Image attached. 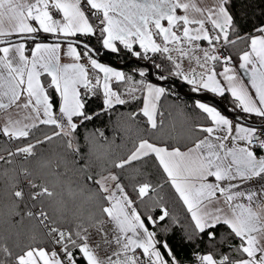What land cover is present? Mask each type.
I'll return each mask as SVG.
<instances>
[{
  "label": "snow or ice",
  "instance_id": "obj_1",
  "mask_svg": "<svg viewBox=\"0 0 264 264\" xmlns=\"http://www.w3.org/2000/svg\"><path fill=\"white\" fill-rule=\"evenodd\" d=\"M242 29V18L233 12L231 0H214V6L208 8L198 6L195 0H0V38H4L0 43L6 44L0 47V109H30L25 119L32 120L21 126L20 120L9 119L0 128V135L24 140L32 129L50 126L51 135L37 144L63 139L72 163L79 164L87 182L81 188L82 203L75 211L63 205L52 208L50 215L42 198L54 199L56 193L28 179L27 187L38 189L29 198L40 201L41 207L33 212V203L25 215L35 218L44 230L43 236L32 235L31 242L19 253L14 254L7 246L0 247V253L14 258L12 264H180L156 230H171L166 218L178 223L167 208L157 202L158 216L143 215L120 175L103 166L90 171L89 164L81 163L84 157L77 137L86 122L109 114L116 105L139 100L142 107L138 113H129L130 119L141 115L146 118L145 130L159 131L163 120L157 117L163 113L158 103L167 92L147 82L148 65L134 70L141 78L135 80L99 62L94 56L100 49L91 40L95 36L102 49L116 56L151 61L158 79L166 80L168 77L161 74L164 64L157 63V58H162L177 69L175 75L193 86V92L204 89L219 96L230 93L233 112L239 109L264 119V19L246 34ZM43 34H55L57 42H42ZM12 36L20 42L8 39ZM202 42L208 47L203 48ZM239 42L246 43V50L239 55V68L250 73V88L229 66L232 56L222 51ZM62 57L71 62H62ZM185 57L203 71L183 74L179 60ZM218 64L222 71H217ZM45 75L49 81H42ZM112 82L131 83V87L118 92ZM56 93L58 106L53 98ZM89 94L101 99L98 112L86 111ZM125 95L129 99L123 98ZM194 107L205 114L208 125H196L189 134H177L162 142L140 138L127 158L113 162L112 167L124 169L134 161H152L161 171L163 183L155 187L143 183L133 192L143 203L150 191L163 189L165 184L174 189L191 220L192 232H185L182 239L191 243L206 236L215 242L217 229L223 227L226 234L220 237V244L238 241L229 244L230 253L235 255L222 253L217 257L211 251L197 254L198 264H264V155L256 151H264V138H258L256 128L233 124L235 117L229 118L207 102L197 100ZM84 140L91 155L107 145V137L99 129ZM241 141L243 144L237 146ZM34 148V144H27L9 156L24 154L27 158L35 155ZM29 175L25 169V178ZM11 196L18 207L26 193L21 188ZM10 215L20 217L18 224L23 222L20 212L11 211ZM92 228L107 246L103 258L98 254L100 245L90 243ZM108 249L111 254H107ZM0 264H9V260H0Z\"/></svg>",
  "mask_w": 264,
  "mask_h": 264
},
{
  "label": "trees",
  "instance_id": "obj_2",
  "mask_svg": "<svg viewBox=\"0 0 264 264\" xmlns=\"http://www.w3.org/2000/svg\"><path fill=\"white\" fill-rule=\"evenodd\" d=\"M231 4L233 12L242 18V34L252 31L253 26L264 19V16H261V13L264 12V0H231ZM249 19L251 23L248 22ZM91 43L100 49L99 55L102 59L121 67L129 73H134L137 78L139 75L134 70L148 65L150 71L147 80L158 82L167 92L158 103V109L163 113L162 116L157 117L158 121L163 120V128L159 131L145 130L144 120L146 118L141 115H138L136 120L130 119L129 113H138L139 108L142 107L139 100L126 105H116L109 114L101 115L98 119L86 122L84 126L79 128L77 137V143L82 149L81 155L84 157L81 163L89 164L90 171H99L100 167L103 166L120 175L126 191L136 199L138 210L143 215L158 216L160 208L157 206V202L167 208L170 215L178 223L173 224L171 220L166 218L171 230L168 233H164L161 229L156 230L159 237L167 240L180 264H193L194 254H206L210 251L217 257L222 253L235 255V253H230L229 244L235 245L238 241L219 243L220 237L226 234L223 227L217 229L215 242L209 241L206 236L202 237L200 241L191 243L186 239H182L185 232L189 234L192 232L190 216L187 214L182 202L178 200V194L168 184H165L163 189L157 188L155 192L150 191L149 195L143 198V203L140 202L133 192L134 187H138L143 183H149L155 187L158 183H163L161 171L153 165L151 160L148 163L134 161L124 169L113 168L112 163L126 159L140 138L162 142L177 134L187 135L196 125H208L209 122L205 119V114L194 107L197 100L213 104L218 108L220 107L217 105V101H220L226 107L225 111L221 108L220 110L230 117L238 115L254 123H261L262 119L242 113L239 109L233 112L231 109L233 108L234 98L229 93L216 97L204 91L193 92L191 85L174 74L177 69L167 61H163L162 58L158 57L157 63L164 64V71L161 74L168 77L166 80L158 79V70L152 67L149 60H138L130 56L120 57L111 54L108 50L101 48L95 36L92 37ZM203 43L207 44L206 42L201 44ZM227 49L232 59L237 60L239 55L246 50V43L239 42L234 46L227 47ZM169 69H171V72H169ZM91 76H93V71H91ZM127 87L128 85L124 87L125 90ZM83 91L82 87L81 92ZM137 95L140 94L137 93ZM53 98L58 106L60 102L59 94H54ZM125 99H129V97L126 96ZM100 106L101 99L89 94L86 111L89 114L98 112ZM97 129L104 132L107 137V145L105 149H100L95 155H91L88 152V143L84 140V137L89 133L96 132ZM51 132L50 126L40 125L38 128L32 129L30 137L24 140H9L7 137L0 135V157L4 158L0 159V247L7 246L14 254L19 253L22 248L31 242L30 237L32 235L35 234L38 238H42L44 232L35 218H29L25 215L33 203L36 204V207L31 208L34 212L41 207L40 201L33 202L29 198L30 193L38 191V189L28 188V179L36 184L46 186L50 191L56 193L54 199L42 198L43 207L50 215H53L52 208L54 207L67 205L69 209L75 211L82 203L81 188L87 182L83 179L79 164L72 163L73 157L64 140L55 138L50 142L37 144L38 140H44L45 135H51ZM192 139H195V136ZM27 144L35 145L33 149L35 155L27 158L24 154L9 156L10 152L15 153L18 147ZM12 146H14L13 149ZM97 156L100 159H97ZM8 161H11V163ZM25 169L30 173L27 179L24 176ZM21 188L24 189L26 196L24 201L18 202L17 207L13 204L16 198L11 196V193ZM160 197H163V199L160 200ZM85 207L91 208V205H85ZM11 211L20 212L21 216L24 217L23 222L18 224L17 221L20 217L10 215ZM93 229H90V231ZM4 259H8L9 264H12L14 258H7L3 253H0V260ZM80 264H84V262L80 261Z\"/></svg>",
  "mask_w": 264,
  "mask_h": 264
},
{
  "label": "crops",
  "instance_id": "obj_3",
  "mask_svg": "<svg viewBox=\"0 0 264 264\" xmlns=\"http://www.w3.org/2000/svg\"><path fill=\"white\" fill-rule=\"evenodd\" d=\"M195 2L198 4V6H200L202 8H208V7H213L214 6V0H195ZM57 18H59V17H57ZM162 23H164L165 26H166V21H162ZM49 36L56 37L55 34H43L44 39H42V42L49 43V44L57 42V41H49V40L45 39V37H49ZM0 39H4V38H0ZM8 39L14 40L13 41L14 43L20 42L15 36L9 37ZM157 42L159 43L160 41L157 40ZM4 46H6V44L0 45V47H4ZM201 46L203 48H207L208 47V45L207 44H204V43L201 44ZM66 50H67V43L65 42V44H64V51H66ZM149 54H151V53H149ZM172 55L175 58V57H177L178 54L176 52H173ZM197 55H200L202 57V53H197ZM94 58H96V57L94 56ZM98 61L101 62V63H104L107 66L114 67L118 71H123V72H125L128 75H132L135 78V80L141 79L140 77H138V78L135 77V74L134 73H129V72L125 71L124 69H122L121 67H118V66L114 65L113 63H110L108 61H102V60H98ZM62 62H71V60L68 57H62ZM179 63L181 64L180 71L183 74H185V75L191 74V72L193 70H195V72H197V73H200V72L203 71V69L199 68L195 64L194 61H190L187 57L179 60ZM239 63H240L239 59L233 60V65L231 67L234 68L235 73L238 75V77L243 82H245L248 85V87L250 88L251 87L250 86V73L248 71H246V70L240 69L239 68ZM88 69H89V74H90V78H91L92 77L91 76L92 69H91V66L90 65L88 66ZM222 70H223L222 67H219V65H217V71L219 72V71H222ZM99 75H100L101 84H102V82H103V74L100 73ZM180 77H181L182 81L186 82L182 78V76H180ZM217 78L220 79L222 81V83H225L226 84V82L223 81V78L222 77H217ZM41 79H42V81L46 82V80L47 81L50 80V77H47L45 75V76H42ZM94 82H95V80H94ZM147 82H151L153 84H157L158 86H162L158 82H155V81H152V80H147ZM115 84H118V85H115ZM112 86L118 92H122V93L125 92V88L123 86V83L112 82ZM128 87H131V83L128 84ZM81 88H82V86H81ZM201 91H204V92H207V93H209L211 95H214L216 97H219V95L214 94V93H212V92H210L208 90L202 89ZM252 91L254 92V90H252ZM125 97H126V95L123 98H125ZM202 102H204V101H202ZM210 105L216 107L213 104H210ZM217 109L219 111H221L220 108L217 107ZM29 114H30V109H18V108H15V107L9 108L7 111L0 109V128H2L8 122L9 119H12V120H20L21 121V126L23 124H31L32 123V120L25 119V117L28 116ZM222 114L226 115L224 112H222ZM248 115L255 116L254 114H248ZM226 116H228V115H226ZM228 117L229 118H233V117H230V116H228ZM255 117H257L259 119H262V118H260L258 116H255ZM237 122L240 123V125L243 126V127H253V128H256V129L259 128V127L253 126L251 124L242 123L240 121H237V120L233 119V124H235ZM261 123H264V119H262ZM233 134H235V133H233ZM229 143H231V140L229 141ZM242 144H243V142L241 141V142L238 143L237 146H241ZM256 151H257V155H264V151H261L259 149H257ZM96 234L93 235V238L90 241V243H92L93 246H95L96 244H99L100 245V248L98 250V254L103 258L106 255L105 249L107 248V246L103 243V241L101 240V238H100L99 235H98L99 239L95 241L94 238H95ZM109 238H111V237H109ZM107 254H111V249H108L107 250Z\"/></svg>",
  "mask_w": 264,
  "mask_h": 264
},
{
  "label": "water",
  "instance_id": "obj_4",
  "mask_svg": "<svg viewBox=\"0 0 264 264\" xmlns=\"http://www.w3.org/2000/svg\"><path fill=\"white\" fill-rule=\"evenodd\" d=\"M42 39H44V37H42ZM45 39H47V40H49V41H57L56 37H51V36H49V37H45ZM12 41H14V40H12ZM2 44H3V43H0V45H2ZM95 57H96L98 60H102V61L104 60V61H107V60H105V59H102L100 55L95 56ZM217 105H218L222 110L225 111L226 107H225L220 101H217ZM233 117L236 118L235 120L240 121V122H242V123L251 124V125L256 126V127H264V123H254V122H252V121H250V120H248V119H245V118H243V117H241V116H238V115H233Z\"/></svg>",
  "mask_w": 264,
  "mask_h": 264
},
{
  "label": "built area",
  "instance_id": "obj_5",
  "mask_svg": "<svg viewBox=\"0 0 264 264\" xmlns=\"http://www.w3.org/2000/svg\"><path fill=\"white\" fill-rule=\"evenodd\" d=\"M222 51H223V54L224 55H230V53H229V51H228L227 48L226 49H223ZM149 55H151V54H149ZM232 65H233V59H232V63L229 66L231 67ZM262 134H264V127L257 129V136H258V138H264V135H262ZM253 143L254 144L256 143V140L255 139L253 140ZM13 148H14V146H12V149ZM32 211L34 212V210H32ZM193 260H194V263L193 264H198L197 254H194L193 255Z\"/></svg>",
  "mask_w": 264,
  "mask_h": 264
},
{
  "label": "rangeland",
  "instance_id": "obj_6",
  "mask_svg": "<svg viewBox=\"0 0 264 264\" xmlns=\"http://www.w3.org/2000/svg\"><path fill=\"white\" fill-rule=\"evenodd\" d=\"M126 85H128V84H123V86H124V87H125ZM113 90H115V91H116V89H115V88H113ZM92 233H93V235H94V234H96V229H95V228L92 230ZM94 239H95V241L99 239V237H98V234H96V236H95V238H94Z\"/></svg>",
  "mask_w": 264,
  "mask_h": 264
},
{
  "label": "bare ground",
  "instance_id": "obj_7",
  "mask_svg": "<svg viewBox=\"0 0 264 264\" xmlns=\"http://www.w3.org/2000/svg\"><path fill=\"white\" fill-rule=\"evenodd\" d=\"M259 128H262V127H259Z\"/></svg>",
  "mask_w": 264,
  "mask_h": 264
}]
</instances>
